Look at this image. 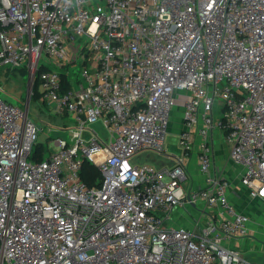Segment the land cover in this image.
Listing matches in <instances>:
<instances>
[{
  "label": "built area",
  "instance_id": "2783aa9c",
  "mask_svg": "<svg viewBox=\"0 0 264 264\" xmlns=\"http://www.w3.org/2000/svg\"><path fill=\"white\" fill-rule=\"evenodd\" d=\"M6 69L74 124L49 128L54 150L32 161L40 130L0 97V264H253L235 249L255 231L211 170V138L264 202V0H0ZM175 106L180 157L165 145ZM196 138L203 186L188 189ZM84 162L99 185L82 181ZM190 206L203 209L191 228L167 224Z\"/></svg>",
  "mask_w": 264,
  "mask_h": 264
},
{
  "label": "rangeland",
  "instance_id": "374dc122",
  "mask_svg": "<svg viewBox=\"0 0 264 264\" xmlns=\"http://www.w3.org/2000/svg\"><path fill=\"white\" fill-rule=\"evenodd\" d=\"M43 63V61H41ZM47 67L52 71H57L58 73H65L71 79L72 84L79 81L81 77V65L80 64H69L65 67H55L52 64L45 63ZM4 75H0V81L2 86V91L0 92V97L9 105L14 107H20L24 110L27 104L28 117L40 130L37 134V140L35 146L37 145L42 149L43 153L48 155L49 151L54 150V146L51 143V139L56 135L55 130L52 133H48L49 128L54 129L56 127H64L67 125H72L73 120L67 117H57L48 114L46 111H42L36 99L28 94L30 87L27 83L28 73L25 69H6L3 72ZM1 74V73H0ZM183 113L179 106H175L170 114V123L168 127V134L165 139L166 151L170 155L177 157L182 156V150L177 146L178 134L182 128ZM94 127L98 128L100 125L95 123ZM147 154H142L138 156V162H146ZM162 158H158V161H151L156 166L162 164ZM196 210L203 211L201 207H197ZM252 226H255L254 235L250 238H246L244 241L238 242V250L244 258L253 264H264V253L261 248L264 249V204L258 203L255 207V211L251 216ZM200 225H204V220H200ZM253 234V233H252Z\"/></svg>",
  "mask_w": 264,
  "mask_h": 264
},
{
  "label": "crops",
  "instance_id": "0c3cea01",
  "mask_svg": "<svg viewBox=\"0 0 264 264\" xmlns=\"http://www.w3.org/2000/svg\"><path fill=\"white\" fill-rule=\"evenodd\" d=\"M211 143L213 145L211 170L217 175H222L229 182V189L227 192L228 199L238 212L244 213L250 217L255 211L258 203L264 204L257 199H249L247 190L240 183L241 168L231 164L228 161V148L221 140L217 132L212 134ZM199 138L195 139V147L184 159L189 180L185 185L186 188L200 189L203 186V177L198 170V146ZM147 161H158V157L146 156ZM160 167L169 166L171 162L163 160ZM154 164V163H153ZM159 167V166H158ZM202 211L196 210L192 206L187 209L177 208L173 210L167 220V224L172 228H191L193 220L199 217ZM249 231L254 232L255 226L250 224Z\"/></svg>",
  "mask_w": 264,
  "mask_h": 264
},
{
  "label": "trees",
  "instance_id": "16d2710c",
  "mask_svg": "<svg viewBox=\"0 0 264 264\" xmlns=\"http://www.w3.org/2000/svg\"><path fill=\"white\" fill-rule=\"evenodd\" d=\"M36 90H37V83L35 82L34 86H33V92H34L33 97L36 99V103H38L39 107H41V110L48 112L47 110L43 109L45 107L44 105L39 104L38 94H37ZM20 107L22 108V105ZM43 154L44 153H43L42 149L36 145V146H34L33 153L31 155L30 159L32 161H40L43 159ZM80 177H81L82 181L87 186H90V187L94 186V185H99V183L101 182V176H100L99 172L97 171V169L94 166H92L88 162H84L82 164V168L80 171Z\"/></svg>",
  "mask_w": 264,
  "mask_h": 264
},
{
  "label": "water",
  "instance_id": "95a60500",
  "mask_svg": "<svg viewBox=\"0 0 264 264\" xmlns=\"http://www.w3.org/2000/svg\"><path fill=\"white\" fill-rule=\"evenodd\" d=\"M28 92H29V90H28ZM27 111H28V109H27V104H26V107L24 109V113H27Z\"/></svg>",
  "mask_w": 264,
  "mask_h": 264
}]
</instances>
